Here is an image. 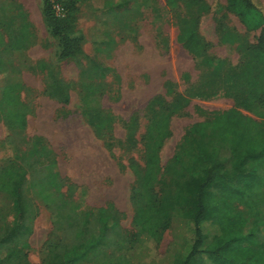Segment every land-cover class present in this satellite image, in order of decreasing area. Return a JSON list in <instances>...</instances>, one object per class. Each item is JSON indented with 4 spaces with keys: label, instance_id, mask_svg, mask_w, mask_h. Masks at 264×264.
Listing matches in <instances>:
<instances>
[{
    "label": "rangeland",
    "instance_id": "rangeland-1",
    "mask_svg": "<svg viewBox=\"0 0 264 264\" xmlns=\"http://www.w3.org/2000/svg\"><path fill=\"white\" fill-rule=\"evenodd\" d=\"M74 1L82 55L58 62L56 42L42 20V0H0L8 13L0 87L6 77L21 82L27 114L20 131L10 128L0 109V184L5 171L11 175L20 168L28 205L20 219L11 188L0 185V262L56 264L65 252L94 239L99 247L76 264H170V253L180 252L171 230L152 241L150 257L132 259L138 231L133 193L141 184L147 130L168 108L183 106L169 120L160 165L165 169L177 155L188 173L199 175L201 168L179 149L187 147L184 136L192 125L229 110L264 122V67L252 54L260 30H248L226 10L225 0ZM257 1L264 8V0ZM183 28L196 32L201 55L183 47ZM51 74L69 85V104L48 92ZM247 80L255 83L259 104L243 94ZM204 140L208 148L219 146L211 134ZM220 153L229 156L224 146ZM187 179L175 172L161 177L155 192L162 195L165 213L176 214L175 194ZM239 209L248 229L257 227L264 240V203L256 213ZM16 227L17 238L2 242ZM183 230L179 236L187 235Z\"/></svg>",
    "mask_w": 264,
    "mask_h": 264
},
{
    "label": "trees",
    "instance_id": "trees-1",
    "mask_svg": "<svg viewBox=\"0 0 264 264\" xmlns=\"http://www.w3.org/2000/svg\"><path fill=\"white\" fill-rule=\"evenodd\" d=\"M225 1L226 10L234 14L248 30H260L252 54L256 63L264 67L263 6L257 0ZM203 11L206 12L205 9ZM78 13L79 7L74 0H42V20L47 33L56 42L58 62L74 60L82 55L84 38L75 29ZM7 14L6 9L0 8V53L7 48L1 40ZM214 15L218 17L216 13ZM179 40L190 54L201 55L202 45L194 30L183 28ZM233 43H236L234 49H242L239 42L233 40ZM5 80L0 87V109L10 128L23 131L27 125L26 107L20 99L23 84L13 77H6ZM254 86L253 81H248L242 92L247 101L259 104L263 100L255 95ZM46 88L59 103L69 104L70 89L67 83L51 74ZM182 107L174 104L166 114H160L151 122L147 130L148 144L141 184L133 193V222L138 231L132 259L150 257L152 241H159L165 231L171 230L172 245H179L180 252L170 253L173 257L170 264H264V240L260 239L257 227L248 229V220L239 209L242 206L250 213H256L264 203V122L229 110L214 112L212 119L192 125L184 136L187 147L181 145L179 148L201 168L199 175H191L179 156H174L171 165L165 169L159 159V149L170 136L169 120ZM92 117L102 120L101 116L93 114ZM208 134L215 136L219 146L208 148L204 140ZM221 146L228 150V158L221 157ZM170 172L188 176L185 188L175 194L173 212L176 214L172 215L163 211L162 195L158 197L155 192L156 185L162 181L161 177ZM11 175L5 171L4 181L0 185L6 183L11 188L8 194L22 219L28 206L23 194L26 177L20 168L19 172ZM184 227L187 235L179 236ZM20 231V228H14L2 242L17 238ZM78 247L58 257L56 264L82 261L90 250L99 247V242L90 239ZM130 259L128 257L129 262Z\"/></svg>",
    "mask_w": 264,
    "mask_h": 264
},
{
    "label": "built area",
    "instance_id": "built-area-1",
    "mask_svg": "<svg viewBox=\"0 0 264 264\" xmlns=\"http://www.w3.org/2000/svg\"><path fill=\"white\" fill-rule=\"evenodd\" d=\"M57 11H59V8H57Z\"/></svg>",
    "mask_w": 264,
    "mask_h": 264
},
{
    "label": "crops",
    "instance_id": "crops-1",
    "mask_svg": "<svg viewBox=\"0 0 264 264\" xmlns=\"http://www.w3.org/2000/svg\"><path fill=\"white\" fill-rule=\"evenodd\" d=\"M84 41V40H83ZM64 105V104H63ZM26 127H27V125H26ZM26 129V128H25Z\"/></svg>",
    "mask_w": 264,
    "mask_h": 264
}]
</instances>
